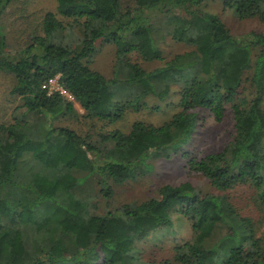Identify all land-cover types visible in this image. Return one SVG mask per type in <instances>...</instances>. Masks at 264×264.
Returning a JSON list of instances; mask_svg holds the SVG:
<instances>
[{"label": "trees", "instance_id": "1", "mask_svg": "<svg viewBox=\"0 0 264 264\" xmlns=\"http://www.w3.org/2000/svg\"><path fill=\"white\" fill-rule=\"evenodd\" d=\"M11 1L0 0V21ZM204 1L58 0L63 19L47 12L43 32L16 53L0 28V72L13 77L10 94L24 107L0 125V264H264L263 219L244 213L229 194L250 185L249 202L264 212V28L232 34L219 15L201 9ZM222 3L264 24V0ZM157 15L164 26L154 23ZM69 26L81 30L75 42L63 39ZM167 35L191 49L150 70L129 59L163 60ZM100 40L116 47L115 78L90 65ZM57 75L72 101L49 93ZM117 84L128 90L124 100L115 99ZM173 85L181 110L161 125L138 120L94 142L56 123L81 117L73 101L85 110L82 118L115 123L148 97L166 99ZM200 109L217 121L231 110L235 135L222 149L190 158ZM178 152L217 193L165 184L157 197L94 214L73 191L95 177L111 197V183L145 175L152 160ZM179 222L190 235L175 241L172 258H145L144 243L175 238Z\"/></svg>", "mask_w": 264, "mask_h": 264}, {"label": "rangeland", "instance_id": "2", "mask_svg": "<svg viewBox=\"0 0 264 264\" xmlns=\"http://www.w3.org/2000/svg\"><path fill=\"white\" fill-rule=\"evenodd\" d=\"M57 5L58 0H12L2 13L0 21L1 31L7 38L8 52L16 53L30 40L32 34L43 32L42 23L47 12H54L59 19H63L58 14ZM201 9L219 15L232 34H242L253 29L264 28V24L256 17L238 18L232 9L223 6L222 0H206L201 5ZM153 21L158 26H164L165 18L162 15H157L153 17ZM65 22L68 21L65 20ZM80 33L81 30L78 26H69L63 32V39L65 42H75L81 35ZM160 47L163 60L144 61L135 53L130 54L129 59L137 61L145 69L150 70L162 65L175 54L191 49L189 45L174 41L168 35ZM90 65L107 78H115V71L118 66L115 45L108 41H98L97 50ZM122 76L121 73L119 77ZM13 84L14 79L11 75L0 72V125L12 122L15 117L23 115L22 99L10 94ZM114 88L116 100H124L128 95L126 92L128 90L123 86L117 84ZM179 99L178 87L173 85L166 99L159 100L156 97H148L145 102H142L139 109L127 110L123 118L115 123L97 118H82L86 114L85 110L73 101L81 117L63 118L57 120L56 123L70 127L83 136H90L92 141L98 142L100 134L115 129L128 132L132 124L138 120L154 125L163 124L181 110ZM198 112L200 121L186 146L190 158L200 157L208 152L222 149L235 135L234 118L231 110H228L221 121L215 120L207 109H200ZM189 157L178 152L169 158L160 157L152 160L154 168L151 172L123 183H111L113 191L111 197L103 194L95 177L84 179L73 191L88 203L90 211L94 214L107 213L124 203H139L157 197L159 188L165 184L178 185L188 182L201 193H217L218 191L202 174L189 169ZM252 190L250 185L243 184L232 189L229 194L236 203L244 207V213L253 216L256 220L263 219L261 231H264L263 210H259L248 200ZM176 230L175 238L172 236L165 239L162 235L158 241L151 239L145 242L143 245L145 247L144 257L158 261L171 259L175 241L186 239L190 235V228L185 222H179Z\"/></svg>", "mask_w": 264, "mask_h": 264}, {"label": "built area", "instance_id": "3", "mask_svg": "<svg viewBox=\"0 0 264 264\" xmlns=\"http://www.w3.org/2000/svg\"><path fill=\"white\" fill-rule=\"evenodd\" d=\"M47 89L49 93L59 92L62 95H65L69 99H73V96L63 87V85L59 81V75L52 78L47 84Z\"/></svg>", "mask_w": 264, "mask_h": 264}]
</instances>
